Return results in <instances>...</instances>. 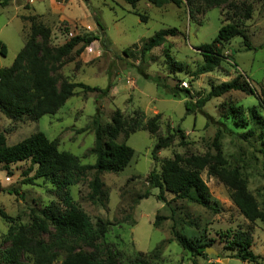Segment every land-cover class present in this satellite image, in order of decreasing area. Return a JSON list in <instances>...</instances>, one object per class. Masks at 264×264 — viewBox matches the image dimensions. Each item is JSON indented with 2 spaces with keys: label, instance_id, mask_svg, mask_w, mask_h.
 I'll return each mask as SVG.
<instances>
[{
  "label": "rangeland",
  "instance_id": "obj_1",
  "mask_svg": "<svg viewBox=\"0 0 264 264\" xmlns=\"http://www.w3.org/2000/svg\"><path fill=\"white\" fill-rule=\"evenodd\" d=\"M55 1L63 4L53 0H11L7 6H0V41L7 49L6 55L0 53V66L13 64L28 38L30 19L35 17L36 22L51 28L56 46L74 35L89 32L105 39L106 48L101 40L94 41L60 72L69 81L100 90L77 87L75 95L55 114L37 121L26 119L15 123L0 111V132L5 133L7 144H17L42 131L56 141L60 150L78 156L82 164H94L96 156L91 149L95 143V119L106 126L117 109L127 120L143 115L144 122L160 114L157 133L141 128L119 135L117 141L131 146L134 156L124 170L100 175L104 184L103 202L89 198V181L94 170L88 172L86 180L70 187L74 202L94 224L101 219L108 223L103 241L123 264H138L142 260L152 264H264V223L251 222L241 213L232 199L233 190L211 175L209 167L202 177L213 198L211 208L176 198L169 192H165L163 202L159 199L160 190L150 180V173L161 172L164 159L173 158L175 153L207 158L216 155L213 143L220 131L226 160L221 167L237 171L245 178L249 191L264 210V127H257L253 136L241 137L226 132L223 125L239 134L254 127L250 121L248 127L236 126L230 113L232 107H241L246 118L251 107L264 116V0H229L211 8L199 4L195 18L190 17L185 0L181 7L173 3L158 7L148 0H139L135 8L126 0ZM51 2L60 8L67 6L66 20H51L39 14L46 12ZM235 5L253 7L252 17L243 24L249 45L243 36L232 38L222 48L221 63L210 72L196 74L204 62L198 47L212 42L220 28L232 21ZM139 14L146 17L145 21ZM167 28H177L179 32L144 57L143 44ZM142 72L160 76L171 87L188 89L190 94L177 90L179 94L175 96L170 89L146 79ZM239 74L253 92L234 90L211 98L203 106L197 103L214 86ZM187 101L192 103L190 110L186 108ZM178 129L185 132L186 144L180 142ZM171 134L177 135L173 144L160 150L154 159L152 151L158 136ZM29 166L30 161L0 164V209L10 216L5 219L0 215V264H5L1 256L10 246V229L30 222L31 208L43 209L59 202L50 180L38 178L34 184L23 183ZM33 174L34 171L29 176ZM157 216L164 217L158 226ZM174 229L193 242L192 249L178 243ZM238 231L252 234L250 249L260 256L255 262L236 257L237 249L230 241ZM64 257L60 256L59 262ZM23 259L30 258L25 255Z\"/></svg>",
  "mask_w": 264,
  "mask_h": 264
},
{
  "label": "trees",
  "instance_id": "obj_2",
  "mask_svg": "<svg viewBox=\"0 0 264 264\" xmlns=\"http://www.w3.org/2000/svg\"><path fill=\"white\" fill-rule=\"evenodd\" d=\"M11 0H0V6H7ZM135 8L139 0H126ZM153 5L161 7L173 3L178 7L183 0H148ZM189 8V15L195 18L197 6L204 4L211 8L228 2L229 0H185ZM252 5L244 7L234 6L232 21L223 25L217 36L210 43H204L198 48L202 53L204 62L198 67L196 74L212 71L222 61V48L224 44L236 36L246 35L243 24L252 17ZM140 15V14H139ZM145 21L146 17L140 15ZM31 27L24 47L17 54L13 64L9 67L0 66V111L13 122L24 120L37 121L45 115L55 114L65 105L67 100L75 95V89L82 87L88 90H100L84 83L69 81L62 75L61 69L80 56L94 41L101 40L103 48L107 47L105 39L93 33L77 34L60 46L52 42V30L31 17ZM97 25L103 29L98 18ZM177 28H167L155 33L142 46L141 53L145 55L153 48L166 42L167 37L176 36ZM247 46L249 45L246 41ZM126 52V51H125ZM0 53L6 55L5 43L0 41ZM146 79H151L159 86L171 90L177 96V90L190 94L188 89L171 87L160 76H151L142 72ZM241 74L235 79L222 82L214 86L207 96L198 100L200 106L214 97L234 90L252 91L245 82L240 80ZM189 96V95H186ZM191 101L186 102L190 110ZM264 108V105H263ZM231 115L236 126L252 128L248 133L239 134L227 127L224 129L230 134L241 137L253 136L257 127H264V116L255 107L248 109V118L244 116L241 107H232ZM136 114H141L138 110ZM160 114L155 115L147 122L144 116L124 118L120 109H117L106 126H102L98 119L95 124V143L91 153L96 156L94 164H82L75 154L60 150L54 140L38 131L14 145H8L6 135L0 132V164L11 165L30 161L24 184H34L38 178L50 180L52 191L59 202H53L43 209L31 208V220L10 229V246L1 256L5 264H123L114 252L104 243L103 239L108 232V223L99 220L94 224L89 215L74 202L70 187L86 180L88 172L94 170V176L89 181V198L93 202H103V172H120L124 170L134 156V149L126 143L117 141L122 132H136L141 128L149 130L151 134L158 132ZM250 121V122H249ZM222 132L218 131L214 139L216 155L207 158L194 154L175 153L173 158L164 159L161 172L153 170L150 180L160 190L159 199L166 202L165 192L173 194L176 198L197 202L211 208L213 201L210 189L202 177V172L209 167L211 175L220 178L233 190L232 199L241 213L251 222L260 220L264 223V210L259 206L256 197L249 191L247 180L237 171H229L225 167L226 160L221 150ZM177 135H159L152 151L154 159L164 148L170 147ZM180 142L186 144V135L178 129ZM216 161V163H212ZM34 171L32 176H29ZM149 194L148 192L146 195ZM0 215L5 219L10 216L0 209ZM164 217L157 216L155 225L158 226ZM178 243L185 249H192L194 244L179 231L173 230ZM237 249L236 257L242 261L255 262L256 255L250 248L253 237L249 231H238L230 241ZM27 255L30 259L24 260ZM65 255L59 262L60 256ZM138 264H152L149 260H142Z\"/></svg>",
  "mask_w": 264,
  "mask_h": 264
},
{
  "label": "crops",
  "instance_id": "obj_3",
  "mask_svg": "<svg viewBox=\"0 0 264 264\" xmlns=\"http://www.w3.org/2000/svg\"><path fill=\"white\" fill-rule=\"evenodd\" d=\"M52 1V0H51ZM54 3L56 4H63V2L61 1H55L53 0ZM51 2L50 5L51 6H47V10L46 12H39V14L41 15H46V17L48 16V18H50L51 20H66L67 19V16L65 15V8L67 6H63V8H60V7H57L54 5V3Z\"/></svg>",
  "mask_w": 264,
  "mask_h": 264
},
{
  "label": "water",
  "instance_id": "obj_4",
  "mask_svg": "<svg viewBox=\"0 0 264 264\" xmlns=\"http://www.w3.org/2000/svg\"><path fill=\"white\" fill-rule=\"evenodd\" d=\"M208 252H210V250H207ZM214 253H217L216 251H214Z\"/></svg>",
  "mask_w": 264,
  "mask_h": 264
}]
</instances>
